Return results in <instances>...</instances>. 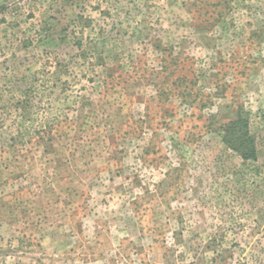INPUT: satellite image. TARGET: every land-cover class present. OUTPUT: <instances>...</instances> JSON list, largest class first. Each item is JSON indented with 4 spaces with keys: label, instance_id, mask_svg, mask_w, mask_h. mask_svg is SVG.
Returning a JSON list of instances; mask_svg holds the SVG:
<instances>
[{
    "label": "rangeland",
    "instance_id": "obj_1",
    "mask_svg": "<svg viewBox=\"0 0 264 264\" xmlns=\"http://www.w3.org/2000/svg\"><path fill=\"white\" fill-rule=\"evenodd\" d=\"M0 264H264V0H0Z\"/></svg>",
    "mask_w": 264,
    "mask_h": 264
},
{
    "label": "trees",
    "instance_id": "obj_2",
    "mask_svg": "<svg viewBox=\"0 0 264 264\" xmlns=\"http://www.w3.org/2000/svg\"><path fill=\"white\" fill-rule=\"evenodd\" d=\"M223 144L232 152L238 155L243 167H262L258 162V149L256 140L251 135L248 121L237 116L235 120L228 121L220 127ZM214 248L218 241L211 240Z\"/></svg>",
    "mask_w": 264,
    "mask_h": 264
}]
</instances>
